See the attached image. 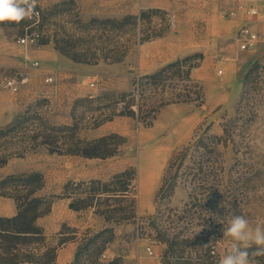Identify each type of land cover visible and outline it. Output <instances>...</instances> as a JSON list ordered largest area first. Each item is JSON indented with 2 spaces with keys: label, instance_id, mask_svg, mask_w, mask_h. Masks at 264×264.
I'll return each mask as SVG.
<instances>
[{
  "label": "rangeland",
  "instance_id": "rangeland-1",
  "mask_svg": "<svg viewBox=\"0 0 264 264\" xmlns=\"http://www.w3.org/2000/svg\"><path fill=\"white\" fill-rule=\"evenodd\" d=\"M237 2L250 4L248 0H133L131 9H128L132 15H138L134 13L140 8L159 10L153 17V23L149 25L138 21L134 25V21H129L120 33L113 35L99 33L95 29L83 31L78 21L89 23L93 18L120 19L124 16L113 17L100 13L83 19L78 4L73 0L53 3L38 0L44 12L40 26L44 40L57 36L58 39L79 41L80 48L90 50L94 57L105 54L110 56L106 50L116 41L121 51L127 52L121 62L100 59L98 62L86 63L91 65L92 73L81 82L77 90L57 96L53 93L47 97L49 90L43 87L36 96L31 97L28 93L29 84L22 87L21 93L17 95L18 100L23 102L19 114L29 111L28 120H23L14 132L0 137V156L3 150L21 151L23 145L27 146V150L21 156H12L0 167V181L9 176L34 172L42 175L41 182L38 181L42 188L36 195L52 200V205L50 212L37 220V225L45 230L49 240L65 224L77 230V244L84 242L85 237L113 228L112 233L104 234V238L111 241L103 252L106 258H100L103 264L108 262L110 253L116 252L120 254L115 257L119 259V264H124V255H128L130 261L141 255L146 258L147 264L158 261L160 256L163 260L164 253L161 252L160 244L154 240L155 234L149 218L157 215L159 206L161 214L155 220L157 223L163 226L181 225V218L169 209H181L188 201V190L182 186L176 189L169 201L156 199L169 162L179 148L193 139L199 128L210 125L211 132L220 135L222 124L225 123L232 129L239 128L236 140L244 141L245 144L238 154L234 153L232 145L223 147V156L216 159L217 163L223 162V185H218L223 190V197H206L214 204L217 203L205 228L214 240L212 249L215 251V260L219 263L234 243L231 237L223 235V228L227 227L225 218L228 209L222 205L229 204L235 214H244L250 227L259 225L264 229V44L256 50L240 52L236 42V33L242 25L250 24L255 30L264 31V16L251 19L223 17L224 11L233 8ZM27 25L26 20L20 24L4 22L0 25V28L6 27L8 42L4 44L5 50L16 60L14 65L0 68V80L16 76L22 71L30 79L43 77L36 74L40 66H33L34 62L20 67L24 61L22 49L31 47L18 46L16 38ZM150 27L157 32H164L163 37L173 38V48H178L179 59L194 54L202 55L191 60V64L197 65L191 76L203 86V102L173 103L155 113L162 99L157 87L145 81L143 85L140 83L134 86L135 81L152 74L151 69L161 66L165 61L163 58L143 59L141 51L144 43H140V39ZM227 64L234 66L233 80L224 88H211V84L222 82ZM252 68L254 72L245 87L244 102L239 109L242 88L237 87L242 85L245 74ZM44 83L49 85L45 78ZM91 83L95 87H91ZM177 83L173 80L166 82L165 97L179 90L180 87L174 86ZM0 92L13 95L9 90ZM126 94L131 95L125 97ZM131 101L135 104L133 109L138 104L143 111L139 118L120 113L124 104ZM112 114H115L112 119L107 120ZM153 116L155 119H152ZM235 118L236 122H232ZM43 125L64 128L47 131ZM45 131L53 142L50 149L45 146H29L28 137ZM101 139L106 140L98 144L99 152L113 155L90 158L68 153L86 150L90 147L89 143ZM126 170H134L136 179L122 206L130 214L134 201L137 216L134 220L117 225L107 223L91 208L75 211L69 207L71 198L68 196L73 195L65 193L64 187L68 183L109 181L114 175ZM186 173L183 170L180 174ZM241 174L249 179V183L238 181ZM74 196L79 198L85 196V193H76ZM221 220L225 222L221 223ZM202 228L196 229L197 234ZM147 246L154 247L156 257L146 254Z\"/></svg>",
  "mask_w": 264,
  "mask_h": 264
},
{
  "label": "trees",
  "instance_id": "trees-1",
  "mask_svg": "<svg viewBox=\"0 0 264 264\" xmlns=\"http://www.w3.org/2000/svg\"><path fill=\"white\" fill-rule=\"evenodd\" d=\"M158 12L159 10L156 8H149L140 11L138 15L129 14L120 19L99 20L93 18L89 23L78 21V25L83 31L95 29L94 31L99 33L116 35L125 28L129 21H134V25L138 21H141L142 24L147 22L151 25L154 15ZM43 19L44 12L42 11V21ZM95 26L97 28H94ZM163 36L164 32H157L150 27L143 33L140 43L154 41ZM53 41L57 50L79 63L98 62L100 59L121 62L127 56V52L121 51L120 44L117 41L106 50L107 53H110V56L105 54L102 57H94L90 50L80 48L81 43L79 41L66 38L58 39L57 36H54ZM110 41L112 42V40ZM47 42L49 40H44V37H42L39 45ZM197 55L202 56L201 54H194L177 59L134 82V86L140 85V83L143 85L144 81L148 84H154L160 91L162 99L160 105L154 110L155 113L164 106L173 103L203 102V86L192 79L191 76L192 70L197 67V65L191 64V60ZM253 72L254 68L250 69L243 79V88L238 103L239 109L244 102L245 87ZM168 80L177 81V85L174 86L180 88L176 93L165 97L164 95L167 93L166 82ZM130 95L126 94L124 96L128 97ZM134 105L133 101L124 104L120 113L139 118L140 113L143 111L138 104L133 109ZM28 112L18 114L10 124L0 127V137L14 132L23 123V120L27 121ZM113 115L115 114L109 116L107 120H111ZM152 119H155V116ZM232 122H236V118ZM43 126L47 131L64 128ZM238 129L236 127L232 129L230 125L228 126L225 123L222 124V133L218 135L211 132L210 125L199 128L193 139L179 148L170 160L156 199L169 201L174 196L176 189L182 186L188 190V201L181 209H169L178 218H181V225L179 223L176 226L172 224L163 226L157 223L155 220L161 214L159 206H157V215L149 218L150 226L155 234L154 240L166 246L163 256L165 264H219L214 255L211 254L214 251L212 249L214 242L212 235L205 230L209 219L213 216L217 203L214 204L206 197L210 195L217 198L223 197L221 195L223 190L219 189L218 186L223 183V162L217 163L216 159L223 156V147L227 148L229 145H232L235 154L240 153V149L245 142L236 140V137H239L238 132H236ZM47 131L28 137L29 146H45L50 149L49 147L53 142H51ZM104 140L106 139L89 143L90 147H87L86 150L69 151L68 153H76L90 158L113 155V153L105 152L103 154L99 152L98 144L104 142ZM20 149L21 151L14 150V152L3 150V154L0 156V167L4 166L12 156L23 155L27 150V146L23 145ZM183 170L187 172L185 175L180 174ZM41 179L42 175L34 172L23 176H9L0 181V196L13 198L17 204L16 215L12 217L0 216V264H56L58 250L69 242H77V230L69 228L66 224L62 225L57 235L50 240L45 230L37 225V220L48 214L52 205V200L48 201L46 198L36 195L37 191L42 188V184L39 183ZM135 179L136 172L126 170L114 175L109 181L91 180L88 183H68L64 190L68 195H73L68 196L71 198L69 207L72 210L80 211L91 208L96 215L103 217L107 223L119 225L137 217L134 201H132V212L130 214H127V209L122 206ZM240 180L249 183V179L244 178L242 174L238 177V181ZM37 182L38 184H36ZM80 190L81 192H79ZM76 193H85V196L76 198L74 196ZM198 227L203 228L197 234L196 229ZM67 231H70L71 234H68ZM112 232L113 228H110L101 230L91 237H85L84 242L78 243L71 264H103L100 261L101 255L111 241L105 239L104 234ZM191 248L193 250L189 251L188 249ZM255 248L256 246L253 245L249 252L255 251ZM250 259L251 262L264 264V256H250ZM105 264H119V259H113Z\"/></svg>",
  "mask_w": 264,
  "mask_h": 264
},
{
  "label": "crops",
  "instance_id": "crops-1",
  "mask_svg": "<svg viewBox=\"0 0 264 264\" xmlns=\"http://www.w3.org/2000/svg\"><path fill=\"white\" fill-rule=\"evenodd\" d=\"M47 3H53L60 0H43ZM78 4L80 17L83 19L91 18L100 13H107L113 17H122L127 14H132L131 9L133 0H73ZM249 3H254L255 0H248ZM146 8H140L134 14H139L140 11ZM5 28H0V68L7 67L15 64V59L9 56V53L5 50L4 44L8 42ZM173 38L161 37L154 41L144 43L141 51L143 59L156 60L159 58L165 59L161 66L151 69L150 73H154L162 66L173 62L179 57L177 56L178 48H173ZM22 55L24 54V61L20 67L28 66L33 62H38L40 69L36 72L38 76L36 79H30V88L28 93L31 97L36 96L40 90L45 87L49 92L54 93V96L63 94L65 92H71L77 90L81 86V82L90 76L92 73L91 65L86 63L75 62L71 58L62 54L56 49L53 37L49 42L40 44L37 47H31L29 49H22ZM36 75V76H37ZM49 75L56 76V83L51 85H45L44 78ZM234 78V66L227 64L225 75L222 82L219 84H211V88H224L226 84H229ZM237 88H243L242 85ZM53 95V94H51ZM23 107L22 100H18L17 96L9 95L6 92H0V127H5L10 124L15 117L19 114ZM17 213V204L11 198L0 196V216L12 217ZM58 232V231H57ZM77 242H69L61 247L57 252L56 264H71L74 260L77 250ZM161 252L164 253L166 246L160 244ZM120 256L119 253H110L109 261ZM124 264H147L145 257L139 255L136 260L130 261L128 255L123 256ZM152 264H165L161 256L159 260Z\"/></svg>",
  "mask_w": 264,
  "mask_h": 264
},
{
  "label": "clouds",
  "instance_id": "clouds-1",
  "mask_svg": "<svg viewBox=\"0 0 264 264\" xmlns=\"http://www.w3.org/2000/svg\"><path fill=\"white\" fill-rule=\"evenodd\" d=\"M38 0H0V25L4 22L20 24L22 21H39L37 11ZM21 44H26L27 40L21 38ZM14 83L10 81L11 85ZM222 207L228 209L225 220L227 227L223 228V235L231 237L234 243L230 251L221 257L219 264H251L250 256H264V229L259 225L250 227L249 220L244 214L237 215L229 204ZM230 218V219H228ZM225 220H221L224 223ZM255 245V251L249 249Z\"/></svg>",
  "mask_w": 264,
  "mask_h": 264
},
{
  "label": "built area",
  "instance_id": "built-area-1",
  "mask_svg": "<svg viewBox=\"0 0 264 264\" xmlns=\"http://www.w3.org/2000/svg\"><path fill=\"white\" fill-rule=\"evenodd\" d=\"M37 11L39 12V21H27V27H25L24 32L16 38V44L20 47L28 48L35 47L39 45V41L43 37V33L40 30V26L42 24V9L37 7ZM223 17H244L247 19L264 16V0H255L254 3L243 4L241 2L235 3L233 8L227 9L224 11ZM21 38H25L27 40L26 44H21L19 41ZM236 42L237 47L240 52H250L256 50L260 45L264 44V31L255 30L250 24L242 25L237 33H236ZM33 66H39L38 62H34ZM221 74V71L219 72ZM10 81H13L11 85ZM45 82L49 85L56 83V76L49 75L45 78ZM30 84L29 75L22 71L18 72L16 76L6 77L0 80V91L1 90H9L13 95L17 96L21 93L22 87L28 86ZM91 87H95L94 83H91ZM53 94L51 92H47V97ZM146 254L149 257H156L153 246H147ZM211 254L215 255V251H212ZM106 255L103 253L101 255V260L105 259Z\"/></svg>",
  "mask_w": 264,
  "mask_h": 264
}]
</instances>
